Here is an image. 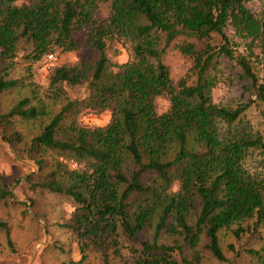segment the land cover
<instances>
[{
	"label": "trees",
	"instance_id": "1",
	"mask_svg": "<svg viewBox=\"0 0 264 264\" xmlns=\"http://www.w3.org/2000/svg\"><path fill=\"white\" fill-rule=\"evenodd\" d=\"M228 28L244 42L247 55L230 49ZM178 37L193 40L175 46L192 59V83H174L163 63ZM214 37L219 44L211 43ZM112 40L131 43L130 60L110 61ZM20 46L30 48L31 64L82 47L97 54L87 101L99 113L110 112V122L71 126L66 134L62 121L69 106L63 107L31 141L33 151L53 154L55 167L43 172L44 161H36V175L27 179L32 193L72 201L74 211L64 226L80 242L79 262L90 248L102 264L111 258L124 264H179L175 254L183 247L190 254L189 259L180 255L181 264H200L198 247L205 237L213 258L231 264L219 246V232L236 226L232 233L239 240L264 227V177L245 166L249 151L264 152V139L244 129L219 128L239 122L253 104H264V84L252 63H264V17L251 12L245 0H0V65L11 67ZM221 58L240 68L254 99L234 109L212 102L210 74ZM51 72L50 86H73L88 65L80 61ZM16 84L0 71V95ZM158 97L169 99L161 114ZM45 115L28 98L20 99L0 114L2 140L21 143L15 119L30 122ZM261 115L264 122L263 110ZM9 196L1 184L0 200ZM148 229L152 234L144 238ZM0 230L12 247L5 222ZM245 253L264 264V247Z\"/></svg>",
	"mask_w": 264,
	"mask_h": 264
},
{
	"label": "rangeland",
	"instance_id": "2",
	"mask_svg": "<svg viewBox=\"0 0 264 264\" xmlns=\"http://www.w3.org/2000/svg\"><path fill=\"white\" fill-rule=\"evenodd\" d=\"M247 8L258 17H264V0H245ZM226 35L229 47L235 55H247L244 42L234 37L228 28ZM84 37L81 38V43ZM219 37H214L212 44H219ZM183 43H193L192 39L178 37L166 50L163 63L168 67L174 83L183 80L192 83L195 79L191 72L192 59L182 55L175 47ZM29 47L20 46L12 66L0 65V71L6 79L17 81L16 86L0 95V114H5L20 99L28 98L30 105L43 108L46 115L35 121L24 122L15 119V128L22 136V142L15 145L2 140L0 133V185L4 184L10 196L0 200V221L5 222L10 230L12 247L6 243L5 234L0 230V264H102L99 255L90 248L85 249V261L79 262L81 254L76 236L64 225L69 223L74 211L72 201L64 196L48 193H32L29 190L30 176L36 175L34 162L44 161L43 172L51 171L55 165V157L50 152L38 153L31 149L32 139L39 134L41 126L48 122L60 110L69 106L64 114L62 128L64 132L74 127H99L110 122V112H98L96 106L87 101L88 84L93 64L97 59L95 51L82 47L76 52L48 56L41 61L30 63L27 55ZM107 56L111 62L123 64L132 57L131 43L112 40L107 44ZM85 61L88 72L76 85H49V77L53 67H71ZM253 71L264 84V63L252 62ZM30 67V69H29ZM215 79L212 89V102L226 109H234L254 99L246 88L240 68L233 61L221 58L215 70L211 72ZM156 111L161 114L169 108L167 97L155 99ZM264 104L252 105L242 115L239 122L227 127L220 125L221 132L243 130L251 135L264 139V122L261 111ZM68 134L67 132H65ZM176 152L175 146L168 159ZM245 166L258 177H264V152L251 150L245 159ZM36 179V176L32 177ZM31 179V180H32ZM174 190L176 187L173 188ZM133 204V202H131ZM251 226L244 223L242 227ZM224 229L219 232V246L224 257L231 264H259L255 256L245 253L246 250H260L264 247V227H259L253 234H244L241 239L234 238L232 231ZM152 230L148 229L144 238H149ZM122 240V239H121ZM207 240L202 238L198 247L201 255L200 264H227L218 262L206 248ZM182 247L183 245L180 244ZM230 246H233L234 252ZM190 251L182 247V254H175L181 264L180 255L189 259ZM110 264H124L117 258H111Z\"/></svg>",
	"mask_w": 264,
	"mask_h": 264
},
{
	"label": "built area",
	"instance_id": "3",
	"mask_svg": "<svg viewBox=\"0 0 264 264\" xmlns=\"http://www.w3.org/2000/svg\"><path fill=\"white\" fill-rule=\"evenodd\" d=\"M52 60H53V57L49 55V56H48V61L51 62ZM74 166H75L74 164L71 165V167H74Z\"/></svg>",
	"mask_w": 264,
	"mask_h": 264
}]
</instances>
